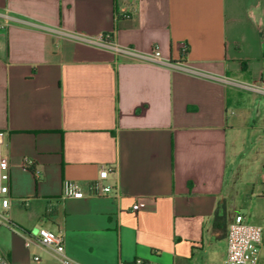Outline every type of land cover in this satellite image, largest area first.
Returning <instances> with one entry per match:
<instances>
[{
    "label": "crops",
    "instance_id": "crops-1",
    "mask_svg": "<svg viewBox=\"0 0 264 264\" xmlns=\"http://www.w3.org/2000/svg\"><path fill=\"white\" fill-rule=\"evenodd\" d=\"M0 13L11 16L0 26V130L12 225L0 226V264L52 262L24 244L41 227L80 264H188L222 238L221 263L234 215L262 227L264 98L24 20L109 32L174 60L185 43L193 64L250 81L264 78V0H0ZM103 167L120 196L91 194ZM66 179L86 196L63 197Z\"/></svg>",
    "mask_w": 264,
    "mask_h": 264
},
{
    "label": "built area",
    "instance_id": "built-area-1",
    "mask_svg": "<svg viewBox=\"0 0 264 264\" xmlns=\"http://www.w3.org/2000/svg\"><path fill=\"white\" fill-rule=\"evenodd\" d=\"M125 11L124 8L121 9L122 13ZM10 19L11 16L8 13H0V26L8 24ZM24 22L36 29L45 30L59 38L108 50L120 59L167 67L184 74L218 83L224 87L247 91L255 96L264 98V78L248 81L236 76L204 69L186 59L187 45L185 43L181 45V58L174 60L168 56H164L155 46L149 50H142L133 47V45L120 44L116 42L113 35L109 32L88 34L82 31L66 30L60 27H46V25L38 22H30L27 20H24ZM4 137V130H0V226L6 225L11 227L12 225L7 212L10 206L9 168L11 164L1 149ZM28 163L29 161H25L26 165ZM111 170V167H103L99 170L97 178L93 179L90 183L91 194L120 196L116 186L105 183ZM262 194L264 195V190ZM62 195L63 197L82 198L86 196V193L76 181L66 179L62 184ZM139 207L140 203L138 201L132 205L134 211H138ZM35 234L34 238L28 235L25 236V246H29L32 242L36 241L40 246L51 252L53 261L44 263L38 254H34L27 264H80L66 253L64 238L61 233L41 227L37 229ZM261 246L262 227L246 221L241 214H236L231 218L227 226L226 253L225 258L220 264H249L250 262L256 264L259 261ZM3 264L8 263L7 261H3ZM134 264L147 263L138 258L134 261Z\"/></svg>",
    "mask_w": 264,
    "mask_h": 264
},
{
    "label": "rangeland",
    "instance_id": "rangeland-1",
    "mask_svg": "<svg viewBox=\"0 0 264 264\" xmlns=\"http://www.w3.org/2000/svg\"><path fill=\"white\" fill-rule=\"evenodd\" d=\"M244 150H248L249 147H251V144H246L245 146H242ZM254 169L253 167L250 168ZM243 188V190L249 191L251 188L252 184L248 185H240L239 187ZM255 186L259 187L261 186L260 182L255 183ZM263 187V183H262ZM221 236L226 235V231L223 230L220 233ZM225 250V242L223 239H213L209 243H205V246L203 250L201 251L200 254L196 255L195 258L189 262L188 264H219L220 260L222 258V254ZM249 264H252L250 262ZM256 264H264V203H262V246L260 250V256H259V261Z\"/></svg>",
    "mask_w": 264,
    "mask_h": 264
}]
</instances>
